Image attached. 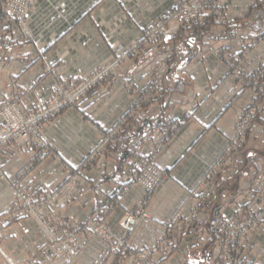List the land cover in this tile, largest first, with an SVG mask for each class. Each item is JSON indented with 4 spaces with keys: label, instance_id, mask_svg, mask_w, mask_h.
<instances>
[{
    "label": "crops",
    "instance_id": "1",
    "mask_svg": "<svg viewBox=\"0 0 264 264\" xmlns=\"http://www.w3.org/2000/svg\"><path fill=\"white\" fill-rule=\"evenodd\" d=\"M171 6L172 0H38L31 12L30 26L38 35L46 60L59 68L65 80L74 82L78 75L89 72L108 58L113 48L134 40ZM226 6L231 18L227 28L209 22L193 30L181 31L172 42L170 46L174 51L170 62L168 60L162 93L157 100L159 112L150 114L147 120L137 123V127L124 128L118 145L106 156L101 155L98 167L82 171H88L87 175L92 177L98 174L94 186L100 191L94 193L80 182L82 193L55 210L59 219L78 226L101 213L105 224L118 236H125L129 248L138 250L156 237L173 210L184 205L187 214L190 213L194 202L187 198L188 190L198 184L226 143L250 96L232 75L226 76L222 62L211 50L227 42L232 31L252 42L264 33L263 4L254 0H226ZM0 27V85L14 76L23 90L22 104L31 109L36 102L49 99L54 77L44 73L41 60L28 64V60L19 57L16 44L11 43L12 27L5 22ZM191 39L199 40L208 52L193 55ZM239 50L240 46H236L235 51ZM262 58L244 69L256 68ZM135 64L131 61L116 71L113 79L93 89L83 98L81 109H65L45 125L43 135L59 148L61 157H46L28 171L25 182L30 189L42 194L60 188L67 176L65 164L79 166L100 141L98 128H110L131 106L133 85L129 73L137 66ZM148 75L145 70L141 76ZM3 95L4 87L0 93L2 101ZM171 125L175 127L174 132L151 157L166 171L165 178L145 206L153 220L150 223L140 221L128 233L120 226V219L125 212L136 208L145 193L144 186L131 179L138 158L136 151L140 148L141 152L148 153L150 144L154 143L149 140L153 133L162 126ZM31 154L33 152L28 150L16 153L13 148L0 153L6 168L5 176H0V216L11 203L7 182L25 169ZM262 171L264 116L249 133L247 148L234 160L233 171L204 180L209 201L202 209L201 228L186 232L167 256L155 259L160 264H212L221 239V219L236 214L244 202L240 191L249 187L252 178ZM5 224L0 220V238L6 252L14 259L24 260L43 247L44 240L31 219L23 217L10 225ZM247 248L253 258L252 264H264V230L248 236ZM121 253L123 255H111L105 241L94 237L72 264H133L128 253Z\"/></svg>",
    "mask_w": 264,
    "mask_h": 264
},
{
    "label": "rangeland",
    "instance_id": "2",
    "mask_svg": "<svg viewBox=\"0 0 264 264\" xmlns=\"http://www.w3.org/2000/svg\"><path fill=\"white\" fill-rule=\"evenodd\" d=\"M2 1L3 0H0V26H3V22H5L10 27H12L11 43L16 44L15 45V47L17 48L16 53L19 55V57L28 60V64H32L36 60H41L43 62L44 73H49L54 77V85L49 99L45 102L42 101L36 102L37 104L33 106V108L31 109H28L26 106L22 104L21 96L23 90L18 85L17 80L14 76L7 78L4 85H0V93L4 87V95H3L4 101L0 100V130L3 127L5 129L6 125L8 124V121L10 120L9 117H7L6 119V115L12 114L15 118L18 119V123L23 126L21 130L29 131L28 135L24 138H18L16 137V135H11V136L7 135L5 137V140L0 143V153L7 148H13L14 151H16V153L24 152L27 150L33 152V154H31L30 157L28 158L25 169L10 177V179L7 182L8 189L11 193V198H10L11 203L10 206L5 208V210L1 213L0 220L4 221L6 223L5 225L7 226V224L10 225L11 223L17 222L19 219L23 217L29 218L31 219V221H33L36 224L44 240L43 247H41L38 251L32 252L26 259L18 261L14 259L13 256H11L9 253L6 252L5 246L3 245L0 238V264H11L10 262H13V264H49L52 261L53 264H65V263L72 264L74 261L78 260V255L86 247L87 243L94 237H99L105 241L109 253L111 255L118 256L121 254L123 255V253L121 252L128 253L129 261H130L131 260L130 251L134 252L135 250L129 248L127 245L126 246L129 248V251H126L123 248H118L116 251H113V249H111L112 246H120L119 245L120 241L123 240L124 245L127 243V241L125 236H118L113 232L112 229H110L105 224V218L101 216L102 215L101 213L89 220L86 219L87 223L85 221L82 224H79L78 226H71L72 224L69 220L67 221V220L59 219L55 210H57L59 207H61L69 200L74 198L77 194L82 193L80 192L81 191V187L79 184L80 182L83 185L89 187L92 190V192L96 193L99 188L95 187L94 183L97 182L98 174L95 175V177H92L91 174L87 175L88 171L86 172H82V171L90 170L92 168L98 167L96 165L97 162L101 160V158H103L101 157V154L106 156L112 148L118 145L119 143L118 137L121 135V132L124 130V128H126L128 125H131L132 127H137V123L139 124L147 120L150 114L159 112L160 106L157 100L162 93L161 91L164 83V75L168 70V66L170 62L169 59L172 57V52L174 51L172 46L170 45L179 36L181 31L193 30L194 28L192 27L179 28L174 36H164L161 33H159L156 37L157 39L150 40L153 39V35L151 34L145 35V34L153 27L154 28L156 27L157 31L160 29L158 25L161 19L163 18V15H165L166 12L171 10L172 8L171 6L169 10L164 12L157 20H155L152 23V25L145 28L143 32L140 35H138L134 40H132L127 44L119 45V47L113 48L108 58L102 60L94 69L90 70L89 72H86L83 75H78L75 81L71 82L63 78L59 68L56 65L46 60L44 55V50L38 39V35L34 33L33 29L30 26L31 12L34 9L38 0H16L15 3L17 5L14 6V9L15 11H17V13L16 12L13 13V9L11 6L7 8V11H4L2 7ZM254 2L260 3L258 2V0H254ZM173 3L174 0H172V5ZM221 4L226 8L228 12V16H230V10L226 6V0H222ZM210 22H216V21L211 20ZM165 25H166L165 27H168V24ZM1 30L2 29L0 27V31ZM232 32H235L237 34L236 31H232ZM232 32L229 33V40L227 42H223L225 48L226 47L228 48L229 44H232L234 46L237 45L236 40L231 39L230 34ZM237 35L239 36V34ZM261 36H263L262 40L258 39ZM142 38H150V39L146 40L144 42L145 44L142 46L141 45L142 42H139ZM161 40L162 42H160ZM249 40L252 42L251 39ZM258 40L259 42H257ZM193 41L195 40L191 39V45ZM253 43H256V45H253V47L250 49L248 57L252 53V49L254 47L260 46L262 43H264V33H261L257 37L256 41H253ZM221 46L222 44H220L218 47L214 48L211 51L220 59L225 71L226 62L223 55L224 50L221 51V55H217L215 53V51L219 49ZM206 52L208 51H205L202 45L201 52L197 55H203ZM165 54H168V57L159 67H155L156 69H154L156 63L155 64L152 63L156 59L159 60L162 57L161 55H165ZM139 60H142V62ZM263 60H264V54L262 61L259 63L258 66L262 64ZM131 61L134 64L136 63L135 65H137L132 67L129 73L133 85L131 106L123 114L119 116L118 121L110 128L109 127L98 128L99 134L101 136L100 141L91 148V150L84 157L83 161L79 166H75L70 163L65 164V170L67 171V176L63 180L64 182L60 185V188L52 191H46L45 193L42 194H39L38 192H35L32 189H30L25 182V177L28 174V171L33 170V168L36 165H38L42 160H44L46 157H52L54 159H58L61 157L59 148L54 143L45 139L43 135L44 134L43 130L45 128V125L49 122H53L55 118H57V116L61 114L65 109L68 108L73 110L81 109L82 100L86 95H88L97 86L105 83L108 79L110 80L113 79L112 78L113 74L119 69L126 67L128 64L131 63ZM241 62L239 64L240 67H241ZM164 63L166 66H165V70L162 71V68L164 67ZM258 66H256V68ZM145 70L149 72V75L145 78H142ZM159 75H161L162 77V83H161L162 87L160 93L153 96L148 103H145L143 105V113L146 115V118L143 120H137L135 117L131 116V113L133 112L134 109L137 108L136 104L141 95V90L143 88V97H144L145 84L152 79L151 77L156 78V76ZM230 75L231 74L227 73L226 76H230ZM81 117L85 119L86 118L85 113H82ZM122 119H125L127 122L122 124L121 123ZM118 124H122L121 131L112 133V131L115 129V126H117ZM167 127L172 128L174 132L175 127H173L172 125L162 126L160 129H158L155 133H153V136L150 137L149 139L152 142H154L150 144L151 147L149 151H151L153 147H156L159 144L161 139L160 137L161 130ZM166 139L168 138L163 139V142L159 150L162 148L164 141ZM248 140H249V134H248ZM246 148H247V144L245 149ZM95 151L97 152L98 155L93 157V152ZM140 154H147V153L141 152L140 148L137 149L136 155L138 156V158L135 164L138 162L140 158ZM135 164L133 166H135ZM5 174H6L5 165L0 160V176H5ZM99 175H103V173H100ZM153 193L151 195H153ZM145 195L146 192L140 197V200L136 208L124 213V215L120 219L121 227H122V219L126 215V213L134 212L138 208L142 207L140 203H141V199H143ZM66 196L69 197L64 199V197ZM174 211L175 210H173L171 214ZM14 212H16V215L11 216V213ZM171 214L166 219H168L171 216ZM96 219H100V222H98ZM166 219L164 220L163 223H165ZM139 222L140 221H138L137 223ZM89 223L91 224L90 225L91 227H88ZM122 229L124 230L123 227ZM52 230L53 232H58L60 234L59 236H61L62 239H69L70 244L75 249H78V252L73 256V258L70 259L69 262H66L70 256L69 247L64 246L61 240L58 241L57 237H53V235L51 234ZM103 230H107L111 232L114 235V237L112 239H108L103 235L102 233ZM52 246H53V253L52 251H50V248H48L51 247L52 249ZM189 259L191 261L190 255H189Z\"/></svg>",
    "mask_w": 264,
    "mask_h": 264
},
{
    "label": "built area",
    "instance_id": "3",
    "mask_svg": "<svg viewBox=\"0 0 264 264\" xmlns=\"http://www.w3.org/2000/svg\"><path fill=\"white\" fill-rule=\"evenodd\" d=\"M15 2L16 0H3V10L7 11V8L11 6L13 13H17L14 9V6L17 5ZM258 2L264 5V0H258ZM221 3L222 0H174L171 10L163 15L158 25L160 29L157 31V28L153 27V30L151 29L145 34L153 35V39L142 38L139 42H142L141 45L143 46L146 40L157 39L156 37L159 33L164 36H174L179 28H199L211 20L226 27L231 23V20L226 8ZM165 24H168V27H165ZM230 36L232 40H236L237 45L229 44V47L225 48L222 44L215 53L221 55V51L224 50L223 55L226 62L224 73L226 75L227 73L231 74L244 87L245 91L249 92L250 96L247 98L238 119L234 123L226 144L210 163L203 178L194 188L188 190L187 198L194 202L189 215L186 213L187 209L184 205L175 209L171 216L163 223L156 237L147 246L134 252L130 251V261L133 264H160L159 260L155 259V257L167 256L187 231L201 228L203 221L201 215L202 209H204L209 201V193L205 189L204 180L214 179L219 174H228L233 171V162L244 151L249 132L255 127L259 118L264 116V60L260 66L252 70L241 68L239 66L240 62L248 58L250 49L256 43L251 42L247 38H240L235 32H232ZM262 38L263 36L258 39L262 40ZM236 46H240V50L237 52L235 51ZM201 47L202 43L199 40L193 41L192 54H199ZM165 66L164 63L162 71L165 70ZM151 78L144 86V97L142 88L141 95L136 104L137 108L131 113V116L137 120L146 118V115L143 113V105L148 103L153 96L160 93L162 87L161 75ZM7 117L10 120L5 129L3 127L0 130V143L5 140L7 135H16L18 138H24L28 135L29 131L21 130L23 126L18 123L17 118L12 114L6 115V119ZM126 122L125 119L121 120L122 124ZM122 124L115 126L112 133L121 131ZM172 132L173 129L170 127L163 128L160 133L161 139L159 144L153 147L147 154H140L138 162L133 166L131 179L144 186L146 195L141 199L140 205L142 207L134 212L126 213L123 217L122 227L126 232L132 231L138 221L150 223L153 220L145 206L151 194L165 178L166 171L155 164L151 160V157L159 150L163 139L169 138ZM97 155L96 151L93 152V157ZM240 193L244 198L243 204L237 208V212L233 217H223L219 223L221 239L218 242L217 255L211 261L212 264L253 263V258L250 257L247 248V238L254 232L264 230V171L257 173L252 178L250 186L242 189ZM15 215L16 212L11 213V216ZM102 233L108 239L114 237L107 230H103ZM51 234L53 237H57L58 241L61 240L64 246L69 247L70 256L66 261L69 262L78 252V249H75L70 244L69 239H62L58 232H53L52 230ZM119 245L112 246L111 249L116 251L118 248H123L129 251L126 244L124 245L123 240L119 242ZM10 263L13 264V262ZM49 264H53V261Z\"/></svg>",
    "mask_w": 264,
    "mask_h": 264
},
{
    "label": "bare ground",
    "instance_id": "4",
    "mask_svg": "<svg viewBox=\"0 0 264 264\" xmlns=\"http://www.w3.org/2000/svg\"><path fill=\"white\" fill-rule=\"evenodd\" d=\"M263 53H264V43H262L259 47H257V49L252 53V55H250L246 62L241 66L242 68L244 67H247L249 66V63L252 64L255 60H259L263 57ZM162 57L159 59V60H155L152 64H155L154 66V69H156L155 67H159L163 62L164 60L168 57V54H165V55H161ZM69 196H66L64 197V199L68 198ZM70 199V198H69ZM50 248V251H52L53 253V246H52V249L51 247H48Z\"/></svg>",
    "mask_w": 264,
    "mask_h": 264
}]
</instances>
